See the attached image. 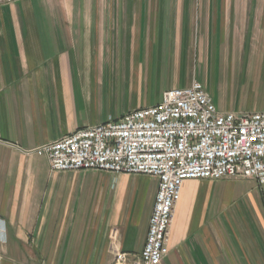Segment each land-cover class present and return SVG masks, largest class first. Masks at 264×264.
Listing matches in <instances>:
<instances>
[{
  "label": "crops",
  "instance_id": "0c3cea01",
  "mask_svg": "<svg viewBox=\"0 0 264 264\" xmlns=\"http://www.w3.org/2000/svg\"><path fill=\"white\" fill-rule=\"evenodd\" d=\"M200 83L264 111V0L0 4V264H115L144 248L158 180L52 172L31 152ZM161 264H264V178L189 180Z\"/></svg>",
  "mask_w": 264,
  "mask_h": 264
},
{
  "label": "built area",
  "instance_id": "2783aa9c",
  "mask_svg": "<svg viewBox=\"0 0 264 264\" xmlns=\"http://www.w3.org/2000/svg\"><path fill=\"white\" fill-rule=\"evenodd\" d=\"M28 153L46 156L52 172L94 170L156 178L144 248L134 256L119 252L115 264H161L186 181L264 178V111L222 113L194 82L166 91L157 105L77 130Z\"/></svg>",
  "mask_w": 264,
  "mask_h": 264
},
{
  "label": "rangeland",
  "instance_id": "374dc122",
  "mask_svg": "<svg viewBox=\"0 0 264 264\" xmlns=\"http://www.w3.org/2000/svg\"><path fill=\"white\" fill-rule=\"evenodd\" d=\"M218 108V107H217Z\"/></svg>",
  "mask_w": 264,
  "mask_h": 264
}]
</instances>
